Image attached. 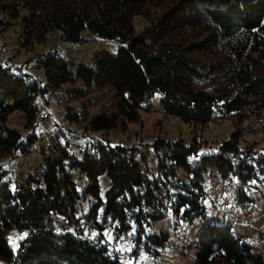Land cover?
<instances>
[{
  "label": "trees",
  "instance_id": "obj_1",
  "mask_svg": "<svg viewBox=\"0 0 264 264\" xmlns=\"http://www.w3.org/2000/svg\"><path fill=\"white\" fill-rule=\"evenodd\" d=\"M21 7L30 10L23 21L26 51L53 32L62 43L83 42L85 30L119 47L74 75L53 46L37 60L44 86L22 71L25 63L16 69L0 63L2 159L32 152L40 140L36 98L69 84L114 94L115 111L89 120L94 104L74 90L81 107H68L66 118L89 120L94 132L125 134L143 126L154 100L169 120L192 129L186 138L157 129L151 140L138 143L85 136L88 144L73 157L59 129L57 139L40 148L39 172L14 179L0 162V264L157 261L161 250L174 245L167 230H152L168 214L175 230L205 220L197 233L196 264H264V254L245 233L206 220L204 188L205 176L213 173L231 187L234 206L244 209L254 201L249 192L264 187V0H0V33L10 25L2 14L19 18ZM15 111L26 132L6 127ZM222 122L231 126L226 137L203 134ZM82 194L90 202L84 213ZM106 228L114 243L131 242L127 257L110 249ZM13 232L23 237L15 246Z\"/></svg>",
  "mask_w": 264,
  "mask_h": 264
},
{
  "label": "rangeland",
  "instance_id": "obj_2",
  "mask_svg": "<svg viewBox=\"0 0 264 264\" xmlns=\"http://www.w3.org/2000/svg\"><path fill=\"white\" fill-rule=\"evenodd\" d=\"M29 15L30 10L24 7L20 8L19 18H11L7 14H2L3 20L10 22V25L6 31L0 33V63H5L12 69H16V66L25 63L22 71L30 74L42 86L46 84L47 80L45 71L42 67H39L37 60L41 58V54L49 52L53 46L58 47L57 56L64 59L74 75L78 74L82 66L92 67L96 58L104 54L111 56L117 54L119 47L117 42L99 39L89 30L83 32L85 38L83 42L65 44L60 42L58 33L53 32L46 43L36 45L32 51H26L23 46L25 36L23 21ZM76 89L80 90L83 96L90 98L94 104L87 111L89 120L101 113L112 114L115 111L117 101L114 94L107 88L86 93L87 88L78 83L76 85H66L59 91L49 90L44 96L39 95L35 100V104L41 109V119L36 131L39 132V142L33 147L31 153L20 156L18 159L5 160L0 157L3 166L10 170V177L14 179L24 178L30 172H39L42 163L40 148L51 145L57 139L54 134L59 129L66 133L72 144L69 149L72 157L77 156L81 146L88 144L86 137L104 141L110 139L111 142L129 141L138 143L140 138L143 141L151 140L154 132H158L157 129L167 132V135L171 138H186L192 129L191 126L177 119L169 120L157 100H154L149 112H146L143 116V126L133 125L125 134H119L117 131H111L108 135L94 132L89 128V120L76 123L66 118L68 107L80 110L81 100L77 97L79 93L76 92V96H74V90ZM5 125L13 130L26 132V129H23L24 120L21 118L20 111L13 112L10 118L6 120ZM230 129L229 122H222L218 126L211 125L203 134L208 135L211 139L219 140L226 137ZM246 138L256 139V135L247 134ZM150 165H156V162L153 160ZM69 172L73 180L80 181L77 172L73 170ZM101 183L102 186L107 184V182H104V178H101ZM204 188L207 194L205 198L206 220L224 224L233 228L235 232L245 233L248 241L255 246L256 251L264 254V187L249 192L254 201L244 209H238L234 206L231 187L217 181L213 173H208L205 176ZM79 204L82 213L86 212L90 205L88 197L82 194ZM204 224L205 220H197L193 224H184L183 227L175 230L172 218L168 214L152 230H167L171 235L173 247L161 250V255L157 261L144 257L138 264H196L197 233ZM103 235L111 250H120L127 257L131 242L114 243L111 231L108 228L103 231ZM10 237L16 242L19 240L17 237L20 236L13 232Z\"/></svg>",
  "mask_w": 264,
  "mask_h": 264
},
{
  "label": "snow or ice",
  "instance_id": "obj_3",
  "mask_svg": "<svg viewBox=\"0 0 264 264\" xmlns=\"http://www.w3.org/2000/svg\"><path fill=\"white\" fill-rule=\"evenodd\" d=\"M251 183H253V184H254V183H255V181H252ZM25 235H26V234H25ZM92 235H93V236H95L96 234H95V233H93ZM9 239H10V242H11V243H13V244H14V246H15V241H14V240H13L11 237H10ZM17 239H23V237H22V236H21V237H17ZM121 239H122V238H121Z\"/></svg>",
  "mask_w": 264,
  "mask_h": 264
}]
</instances>
